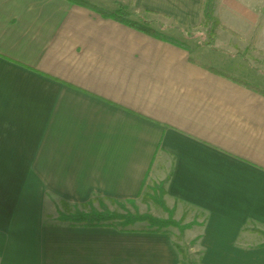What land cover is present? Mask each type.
<instances>
[{"label":"crops","instance_id":"1","mask_svg":"<svg viewBox=\"0 0 264 264\" xmlns=\"http://www.w3.org/2000/svg\"><path fill=\"white\" fill-rule=\"evenodd\" d=\"M119 1L176 39L202 18L203 0ZM217 2L264 54V0ZM241 61L69 0H0V264H181L169 230L57 219L155 182L202 215V264H264V73Z\"/></svg>","mask_w":264,"mask_h":264},{"label":"rangeland","instance_id":"2","mask_svg":"<svg viewBox=\"0 0 264 264\" xmlns=\"http://www.w3.org/2000/svg\"><path fill=\"white\" fill-rule=\"evenodd\" d=\"M213 0L211 17L206 18L204 23H199L195 26H190L181 34H178L180 41L186 43L191 49V44L198 47H206L216 50L222 58H238L242 60L247 68L256 69L264 73V54L257 52V48L245 39L238 38L232 35L228 29L223 26L221 19L216 14L217 2ZM97 3L109 6L111 0H97ZM127 7V6H126ZM117 8V6H116ZM128 8V7H127ZM130 10V8H128ZM134 12L133 10H130ZM136 13V12H135ZM139 14L141 20H150L149 25L165 32L166 22L159 21L157 18H150L144 14ZM161 26V27H160ZM166 33V32H165ZM169 33V32H168ZM174 34V33H172ZM176 35V34H175ZM185 49V48H184ZM187 49V50H190ZM202 57V56H201ZM204 57V56H203ZM243 57V58H242ZM207 58V57H204ZM229 71H234L229 68ZM165 188L163 183H152L145 185L139 198L127 200H100L95 199L88 204L75 205L67 202L59 201L57 204V219L60 220L62 215L79 210L96 209L98 211L107 207L110 211L127 216L128 214L149 215L148 218L140 222H136L131 228L134 229H161L169 230L177 245L181 264H202V252L199 247L200 231L202 225L201 217L193 209L182 208L173 205L167 201ZM154 218V220H153ZM257 232H261L258 238L264 240V228H254Z\"/></svg>","mask_w":264,"mask_h":264},{"label":"trees","instance_id":"3","mask_svg":"<svg viewBox=\"0 0 264 264\" xmlns=\"http://www.w3.org/2000/svg\"><path fill=\"white\" fill-rule=\"evenodd\" d=\"M71 2H74L78 5L86 6L94 11L100 13L104 17H111L118 22L125 23L131 27L136 28L137 30H140L142 32H145L147 34H150L154 37H157L159 39L171 42L177 46H181L185 49H190L186 43H182V41L168 36L166 34H163L162 30L158 28H154L149 25V22L152 23L150 20H141V17L139 14H136L135 12H132L128 10V8L119 0H114L115 4L117 5V9L114 11L105 10V8H102L100 6H97L88 0H69ZM212 6H213V0H203L202 4V18L201 23H204L206 18L211 17L212 13ZM161 27V26H160ZM165 28V27H163ZM181 29V28H180ZM185 29H181V31H184ZM248 84V83H247ZM148 218L152 219L151 216L147 215H139V214H128L127 216L118 214L116 212L110 211L107 207H105L103 210L98 211L96 209L91 210H79L77 209L73 213H69L62 215V218H60L61 221L68 222L72 225H83V226H111L116 229H119L120 231H135L139 229L131 228L132 225H134L136 222H140L143 220H147ZM154 220V218H153ZM143 231H163L165 229H161L158 227V229H140Z\"/></svg>","mask_w":264,"mask_h":264}]
</instances>
